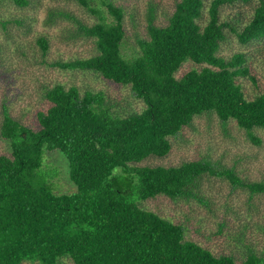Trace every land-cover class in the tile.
<instances>
[{
    "label": "trees",
    "instance_id": "obj_1",
    "mask_svg": "<svg viewBox=\"0 0 264 264\" xmlns=\"http://www.w3.org/2000/svg\"><path fill=\"white\" fill-rule=\"evenodd\" d=\"M26 6L28 0H11ZM95 15L93 23L67 11L50 10L69 20L68 38L92 44L88 57L44 60L49 39L35 38L52 69L94 76L128 88L142 103L139 111L122 107L103 90L54 83L44 89V110L37 125L27 126L2 109L0 138L9 155L0 154V264H264V256L248 246L239 260L216 255L186 239L187 229L140 207L157 197L172 202L196 200L209 207L202 182L228 180L248 200L264 195V180L245 181L218 162L192 160L177 166L142 164L163 158L176 137L194 118L215 115L233 122L254 144V130H264V92L248 99L239 78L250 74L248 56L219 54L226 30L242 46L264 48V0H174L167 23H154L124 54L125 10L115 0H73ZM250 6L245 22L222 19L224 7ZM205 15V17H204ZM193 67L177 77L181 66ZM59 152L67 161L75 191L54 193L44 171V153ZM225 220L219 223L223 229Z\"/></svg>",
    "mask_w": 264,
    "mask_h": 264
},
{
    "label": "rangeland",
    "instance_id": "obj_2",
    "mask_svg": "<svg viewBox=\"0 0 264 264\" xmlns=\"http://www.w3.org/2000/svg\"><path fill=\"white\" fill-rule=\"evenodd\" d=\"M26 6H18L11 0H0V124L2 109L7 107L12 117L27 126H36V114L44 110V89L54 83L76 85L103 90L126 110L139 111L142 103L129 89L120 87L91 75L62 72L47 67L35 44V38L44 35L49 39L45 61L88 57L93 48L89 41L68 38L72 24L56 17L55 24L46 23L50 10L67 11L87 23L95 22V15L84 10L73 0H28ZM125 10L126 37L123 53H133L136 39L145 37L146 25L154 10V23L164 26L174 8V0H115ZM250 6L224 7L222 19L235 22L248 20ZM205 17V15H204ZM226 39L219 54L229 57L236 52L248 56L247 64L256 84L248 78H239L245 96L252 99L264 92V48L259 45L242 46L235 35L226 30ZM193 65L184 63L176 73L182 75ZM260 144L252 143L246 133L233 122L223 125L215 115L194 118L176 137L170 138L171 150L163 158H148L142 164L153 166H177L186 161L208 160L234 169L245 181L264 180V130H254ZM7 141L0 138V154L9 155ZM50 178L54 193L68 194L75 191L68 175V164L59 152H45L43 168ZM203 197L210 200L209 207L196 200L172 202L163 197L142 201L140 207L152 211L174 223L183 224L186 239L211 250L216 255H234L238 260L248 246L264 256V195L248 200V194L233 190L228 180L208 178L202 182ZM225 220L222 230L219 223ZM240 261V260H239ZM31 264V263H23ZM62 264H72L64 260Z\"/></svg>",
    "mask_w": 264,
    "mask_h": 264
}]
</instances>
